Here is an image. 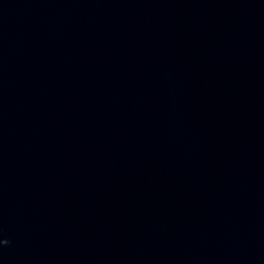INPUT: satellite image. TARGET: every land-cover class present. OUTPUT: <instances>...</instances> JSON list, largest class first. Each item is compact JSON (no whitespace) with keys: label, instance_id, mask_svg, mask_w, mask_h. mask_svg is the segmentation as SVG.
Here are the masks:
<instances>
[{"label":"water","instance_id":"water-1","mask_svg":"<svg viewBox=\"0 0 264 264\" xmlns=\"http://www.w3.org/2000/svg\"><path fill=\"white\" fill-rule=\"evenodd\" d=\"M0 264H264V0H0Z\"/></svg>","mask_w":264,"mask_h":264},{"label":"clouds","instance_id":"clouds-1","mask_svg":"<svg viewBox=\"0 0 264 264\" xmlns=\"http://www.w3.org/2000/svg\"><path fill=\"white\" fill-rule=\"evenodd\" d=\"M8 243H9V242H8L7 240H4V241H3V244L5 245V247L8 246Z\"/></svg>","mask_w":264,"mask_h":264}]
</instances>
